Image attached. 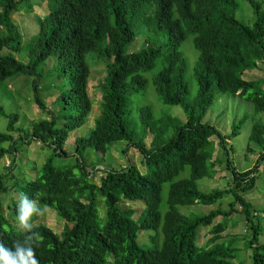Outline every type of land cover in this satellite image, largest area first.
<instances>
[{
	"label": "trees",
	"instance_id": "trees-1",
	"mask_svg": "<svg viewBox=\"0 0 264 264\" xmlns=\"http://www.w3.org/2000/svg\"><path fill=\"white\" fill-rule=\"evenodd\" d=\"M38 1L45 3L47 13L34 15L37 32L24 44L11 16L22 9L33 13L34 5L31 0H0V84L18 77L35 78V105L49 116L33 122L29 131L16 128L17 115L8 116L6 131L0 133V161L9 160L0 173V208L14 190L36 200L38 207L53 210L64 222L60 235L45 225L34 226L42 237L39 246L34 245L40 264H232L236 241H219L234 212L244 217V248L250 251V264H264V208L257 210L244 198L256 187L255 173L264 154L251 170L238 172L226 150L228 138L203 122L219 96L245 97L256 113H264V80L243 78L247 71L259 69L258 64L264 70V0ZM240 2L252 11L251 25L233 16ZM141 36L142 47L130 51ZM187 36L198 54L191 72L197 86L194 96L185 78L189 66L179 50ZM20 53H25L27 63L15 58ZM89 55L105 61V77L98 85V115L87 135L69 145L74 164L58 169L53 160L69 157L64 146L92 111L87 90ZM159 58L162 68L152 84L161 104L182 109L184 122L155 118L150 107L134 103L135 95L146 88L143 74ZM48 62L54 73L49 70L46 76L58 81L48 86L58 92L54 112L47 110L38 89ZM213 137L226 153L232 187L204 194L197 182L213 177ZM263 137L264 127L254 125L250 142L262 147ZM32 143L50 149L51 156L34 169V179H19L12 174L21 169L16 155ZM117 143L124 144L122 154L130 149L140 154L144 173L131 164L119 169L111 164L85 168L89 152L105 156ZM184 172L187 177L179 178ZM227 196L233 200L227 211L217 208L195 216L178 210L212 206ZM136 202L145 208L133 218L134 211L123 204ZM17 203H10L6 214L0 210V240L8 248L23 240L16 223ZM219 217L221 222L214 225ZM208 227L211 237L199 247L198 235ZM142 232L151 233L146 246L137 242Z\"/></svg>",
	"mask_w": 264,
	"mask_h": 264
},
{
	"label": "rangeland",
	"instance_id": "rangeland-1",
	"mask_svg": "<svg viewBox=\"0 0 264 264\" xmlns=\"http://www.w3.org/2000/svg\"><path fill=\"white\" fill-rule=\"evenodd\" d=\"M260 1V0H257ZM33 7V13H27L25 9L12 14L11 19L14 25L17 26L18 31L22 36V41L27 44L31 41V37L37 32V27L34 20V15L40 17L47 13L45 3L38 0H31ZM234 18L241 23L251 25L254 17L248 4L240 2L239 9L234 13ZM145 38L139 37L136 42L130 47V51L137 50L142 47ZM180 52L187 60L189 70L187 71L185 78L189 84L191 95L196 94L197 86L192 76V68L197 60L198 54L194 50L192 45V37L187 36L185 41L181 43L179 47ZM17 60L23 63L28 62V58L25 53L15 54ZM87 64L90 67V77L88 82V94L92 100L93 107L86 123L80 129L75 130L70 134V139L64 146V151L69 154L67 159L55 158L53 164L56 168L62 169L70 167L74 164V158L69 145H72L76 137L87 135V133L93 128L94 121L98 115V105L100 103V92L98 85L105 77V61L102 58H97L94 55L87 57ZM52 62H48L43 69V78L38 82L39 97L45 104L46 108L50 112H54L56 107L54 106V100L58 96V92L53 88H49L50 85H55L58 81L53 77L49 78L46 73L52 71ZM259 69L250 70L244 73L243 78L248 81L264 80V70L260 64ZM51 68V69H50ZM162 68L161 59H157L154 68L143 74L146 80V88L143 93L136 94L134 97V103L137 106H148L152 109L155 118L173 117L180 121H185V115L181 108L165 106L160 103L159 97L156 94L154 86L152 84L153 78L158 74ZM35 80L33 77H18L13 80H7L0 84V133L6 131L8 124V116L17 115L16 128H20L29 131L33 122H37L40 119H49L47 113H42L35 105L34 92L32 82ZM204 123L214 127L222 136L227 137L230 141L226 146L229 159L238 172H245L251 170L256 163V160L261 154H264V144L259 146L250 142L252 134V128L254 125H260L264 127V113H256L245 97H228L219 96L215 99L212 106L206 113L203 120ZM239 127L237 135L231 136L235 127ZM214 145L213 159L214 169L213 177L203 178L197 182V188L204 194H209L216 190H225L232 187V175L226 169L227 156L224 150L218 145L216 137L210 139ZM264 140V137H263ZM151 137L146 139V145L149 147ZM124 148L123 143H117L110 151L101 156L89 152L88 158L85 161V168L89 169H102L111 164L113 167L119 169L129 164L136 166L140 172L144 173L145 168L141 164L142 157L134 150L130 149L126 154H122ZM249 148V150H248ZM17 156V165L21 169L16 168L12 174L21 179L24 177L26 180H32L35 177L34 169H38L47 158L51 156V151L48 148L41 147L38 143H32L29 146H22L21 151ZM7 160L0 161V173L4 171V167H7ZM9 161V160H8ZM256 187L252 192L244 195L247 202H250L252 206L261 210L264 208V160L259 162L258 169L255 173ZM100 174L96 175L93 179L95 183L98 182ZM187 172H184L179 178H186ZM168 187L165 186L162 192L161 209H166ZM19 195L11 190L7 196L3 198L2 206L0 210L3 214L7 213V206L10 203L18 202ZM232 197L227 196L222 201L217 202L212 206H193V207H181L178 208L179 212L183 215L194 214L195 216L207 215L210 211L220 208L222 211H227L228 204L232 202ZM123 208H131L134 211L133 218H137L145 205L142 202L126 203L123 204ZM43 209V208H42ZM239 210V206H236ZM100 215H104V208L102 202L100 203ZM34 226L42 224L51 229L54 233L60 235L62 233L64 222L56 215V213L46 208V212L43 216H34ZM228 220L226 230L221 234L219 242L236 241L234 247L237 249V257L232 259V264H237L238 261L244 260L245 264H250L249 257L250 251L244 248V235L246 234L245 221L241 213H232ZM221 222V218H216L213 222L214 225ZM210 227L201 229L198 235L197 245L202 247L206 244V241L211 237L209 232ZM151 233L142 232L137 237V242L142 245H148V235Z\"/></svg>",
	"mask_w": 264,
	"mask_h": 264
},
{
	"label": "clouds",
	"instance_id": "clouds-1",
	"mask_svg": "<svg viewBox=\"0 0 264 264\" xmlns=\"http://www.w3.org/2000/svg\"><path fill=\"white\" fill-rule=\"evenodd\" d=\"M7 160V159H6ZM7 166L9 161L7 160ZM45 208L38 207V202L21 194L16 209L17 228L23 234V240H15L13 247L8 248L0 240V264H40L36 257L35 247L39 246L42 237L39 232L33 231V217L43 216Z\"/></svg>",
	"mask_w": 264,
	"mask_h": 264
}]
</instances>
